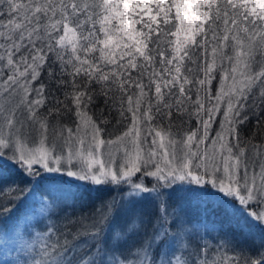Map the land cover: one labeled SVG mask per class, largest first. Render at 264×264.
I'll return each instance as SVG.
<instances>
[{"label":"snow or ice","instance_id":"obj_1","mask_svg":"<svg viewBox=\"0 0 264 264\" xmlns=\"http://www.w3.org/2000/svg\"><path fill=\"white\" fill-rule=\"evenodd\" d=\"M0 239L264 264V0H0Z\"/></svg>","mask_w":264,"mask_h":264},{"label":"rangeland","instance_id":"obj_2","mask_svg":"<svg viewBox=\"0 0 264 264\" xmlns=\"http://www.w3.org/2000/svg\"><path fill=\"white\" fill-rule=\"evenodd\" d=\"M71 179V178H69ZM71 203V200L69 201ZM26 240V237L24 238ZM24 243V240H8L5 241L0 239V264H5L13 254L15 257L18 256V250Z\"/></svg>","mask_w":264,"mask_h":264},{"label":"trees","instance_id":"obj_3","mask_svg":"<svg viewBox=\"0 0 264 264\" xmlns=\"http://www.w3.org/2000/svg\"><path fill=\"white\" fill-rule=\"evenodd\" d=\"M72 191H75V187L72 188ZM116 193L115 192H93V193H85L82 197V199L84 200V203L86 205L85 207V211H91L92 206L94 205H99L101 203L102 200H107L110 199L112 196H115ZM70 201V200H69ZM27 239V238H26ZM17 256L15 257L13 254L11 255L10 259L7 261H12L14 259H16ZM7 262L5 264H7Z\"/></svg>","mask_w":264,"mask_h":264}]
</instances>
